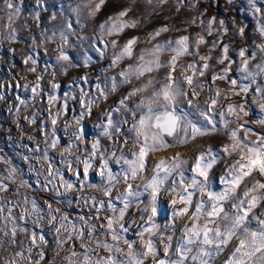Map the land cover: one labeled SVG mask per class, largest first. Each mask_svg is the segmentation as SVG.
Returning a JSON list of instances; mask_svg holds the SVG:
<instances>
[{
    "label": "snow or ice",
    "instance_id": "1",
    "mask_svg": "<svg viewBox=\"0 0 264 264\" xmlns=\"http://www.w3.org/2000/svg\"><path fill=\"white\" fill-rule=\"evenodd\" d=\"M105 3L106 0H98V2L97 0H80L73 11L79 16L82 10L81 5H83L88 7V14L95 17ZM149 3H152V0H149ZM157 3L163 5L167 3V0H157ZM250 3L255 13L264 16V8L256 7L255 0H250ZM182 4L190 8L196 7L195 0H177V11ZM0 11L7 13L8 22L4 25L7 28L6 38L15 41L17 31L13 24L21 13L19 0H2ZM130 12L131 8L128 7L108 16L98 25L101 35L113 36L123 33L125 29L139 27L140 21L127 19ZM56 18V13L51 14V20ZM79 23L80 20L77 19L75 24ZM214 23H216L214 17L208 21L209 35L212 34ZM219 24L223 26L224 21L220 20ZM168 31L169 28L166 25L150 30L148 33L150 42ZM257 32L264 41V19L259 21ZM75 34L74 22L66 19L63 27L58 31L59 40L62 43L58 45V55L55 57L57 63L64 62L62 67L65 71L71 65L66 48L71 46L70 36ZM238 34L244 36L245 28H239ZM56 36L57 32L54 31L47 39L53 40ZM78 39L83 41L85 37L81 36ZM100 43L104 47H95L94 50L101 58L105 57L107 48L114 50L110 64L106 68H101L102 75L115 68L125 58L133 59L136 63L121 70L117 75L103 76V79L97 77L96 91L92 95L81 88L79 104L82 110L74 117L75 124L69 133V146L64 147L60 152L61 162L77 177L79 184L74 185L64 179L60 170L50 161L47 151L41 158L42 167L45 163L47 165L44 182L41 184L39 179L36 181L41 190H49V185H52V190L57 195H64L60 192L61 187L66 191H79L81 195L77 196V203H82L84 207L90 209L89 214L79 215L73 220L68 213L62 212L61 208H53L51 203L46 205L48 224L52 225V230L56 234L55 255L59 257L62 251L67 253L62 257L63 264H147V262L150 264H218L220 257H223L222 264H264V131L254 129L249 125L248 120L244 119L250 115V109L247 106L251 103H257L261 113H264V84L257 81L258 77L264 78V42L254 44L251 51L248 48L239 50L240 66L237 70L244 80L249 81L247 84L238 83L236 79L227 75L231 70L230 46L221 42L222 55L218 63L225 66L219 72L213 73L211 80L207 83L211 85L216 80H228L231 91L235 95L244 94V102L224 104L220 99L222 90L216 88L215 95L210 97L206 107L194 104L193 101V97H198L205 87V84L197 83L195 77L206 75L210 69L208 61L211 60V56L199 54V46L210 43L211 48L215 49L217 47L215 41H206L203 35H199L198 38L190 34L182 35L164 43H154L150 49L141 50L139 54L135 51L139 43L138 37H131L123 44L116 39L100 40ZM165 54L169 55L167 60L161 58ZM185 55L198 56L199 61L204 63L198 65L194 60L191 64H179L180 58ZM91 61L92 57L85 55L82 66L88 67ZM226 61L229 63L225 64ZM252 61L257 62L252 64ZM24 62L26 64L31 62L33 67L30 71H37L35 67L37 60L32 55L26 57ZM181 67L185 69L183 77L178 71ZM162 68L168 70L162 81L147 79L142 86L122 93L115 105L102 110L105 119L98 126L102 128L103 135L114 143L117 138L125 136L121 122L113 118L114 113L132 112L133 123L130 126L132 135L129 138L139 150L131 152V158L125 153L123 147L111 152L107 149L101 151V142L97 139L92 141L90 150L86 148L83 155L76 154L80 151L79 145L84 143L86 138L81 121L92 114L93 108L107 100L120 85L131 84L133 79L139 80L146 73ZM47 70L48 68L45 67L44 71ZM51 74L53 77L56 75L55 71ZM79 79L84 83H91L87 75ZM36 80L35 85L31 87L33 94L40 93V81L43 80V74L37 75ZM253 84L256 85L254 89L251 88ZM59 87L57 83L51 84L53 92ZM149 88H154V91L148 97L140 99L134 108H130L129 102L132 98ZM237 88L238 91H236ZM250 90L253 93L251 96L248 95ZM209 91L213 89L209 87ZM180 97H188V105L196 107L205 121L204 125H198L189 120L186 114L180 113L178 109ZM58 99L56 95L49 93L47 102L50 106H55ZM20 103L23 104L24 101L21 100ZM145 108L146 111H144ZM48 111L52 130L48 132L41 126L40 131L47 147L56 149L61 141L56 135L55 126L59 117L66 115L69 111L67 100L55 114L50 111V108ZM138 111L143 114L137 118ZM29 122L35 124V117ZM122 123L127 124V119ZM251 123L257 125L259 129H264V116ZM67 127L66 124V132ZM220 132L224 133L229 142L224 143L219 150L214 145H208L205 151H200L195 156L190 177L185 175L183 167L188 161L182 158L180 153H176L170 160L162 159L156 163L152 169L153 174L147 179L143 175L147 169L149 153L184 145L198 137ZM169 137L171 140L167 139ZM122 142L126 146L128 139H123ZM73 149L76 151L74 152ZM234 154L238 156V159L230 160L229 157ZM113 158L115 163L127 167H122L119 173L114 172L109 167V161ZM27 159L25 157V160ZM95 161L99 162L97 175L102 180L100 185L86 183ZM217 164L224 166L220 168V175L215 176L213 169ZM74 165H82V169ZM31 170L37 171L38 177L42 174L34 166ZM4 171L6 175L0 173V193L9 192L11 184L17 181L21 187H32L22 179L15 167L6 168ZM257 174L261 179L256 178ZM57 177L59 187L54 184ZM137 179H146V182L134 183ZM214 179L222 186L219 191L213 190ZM121 184L126 185L123 191L118 190ZM85 188L95 189L102 195L98 197L85 193ZM145 193L148 194L146 202L141 199ZM15 194H19L18 189ZM164 195L169 196L170 200H163ZM116 202L122 206L118 207ZM6 203L16 205L19 202L7 201ZM23 204L25 205L24 213L16 216L10 208L0 203V248L14 244L22 247L24 241L17 239L18 232L29 234L30 240L25 250L27 254L25 251H15L10 257H0V264H43L46 261L44 235L19 224V221H26L27 217L39 228L40 221L44 219V216L40 214L42 209L36 199L27 195L24 196ZM29 204L30 210L27 208ZM165 204L171 210V223L161 228L156 220L162 212V205ZM133 207L137 210L138 218L131 217V225H138L136 234L139 237V249L135 247V241H130L124 235L130 231L126 216ZM257 209L261 210L257 211ZM185 217H187V223L181 227L180 235L174 242L176 221ZM76 221H79V224ZM253 222L255 227H252ZM34 247L41 250L33 254ZM50 264H55V259Z\"/></svg>",
    "mask_w": 264,
    "mask_h": 264
},
{
    "label": "rangeland",
    "instance_id": "2",
    "mask_svg": "<svg viewBox=\"0 0 264 264\" xmlns=\"http://www.w3.org/2000/svg\"><path fill=\"white\" fill-rule=\"evenodd\" d=\"M19 2L21 13L19 18L16 19L13 24L17 31V38L15 41L6 38L7 28H5L4 25L8 22L7 13L6 11H0V85H3V87H0V173L6 175L7 173L4 171L6 168L15 167L19 171L22 179L31 184L32 187H21L19 181L12 183L9 192L0 193V203L6 208H10L13 214L19 216L25 211V205L23 204L24 196L27 195L36 199L39 207L42 209L40 214L44 216V219L40 221V227L37 228L32 222L24 223L23 221H19V224L22 227H27L29 230L37 231L39 234L44 235L46 241L44 250L47 258L43 264H50L53 259H55V264H63L62 257L67 253L62 251L59 257L55 255L57 251L56 234L52 230V225L48 224L46 205L51 203L53 208H61L62 212L68 213L73 220L79 215L89 214L90 209L84 207L82 203H77L76 198L81 195L79 191H66L61 187L60 192L64 193V195H57L56 192L52 190V185H49V190H41V187L37 185L36 181L39 179L41 184L44 182V174H46L47 165L45 163L42 167L41 158L44 152L47 151L50 161L54 164L55 168L60 170L64 179L74 185L79 184L77 177H75L72 172L67 169L65 164L61 162L60 152L64 147L69 146V133L73 130L75 124L74 117H76L82 110L79 104L81 88H84L90 95H92L96 91L95 84L98 82L97 77L103 79V76L117 75L121 70L127 69L129 65L136 63L133 59L125 58L115 68L102 75L101 68H106L107 65L110 64L114 50L110 47L107 48L105 57L101 58L94 50L95 47H104V45L100 43V40L111 41L112 39H116L120 44H123L131 37H138L139 43L135 50L137 54H139L141 50L150 49L154 43H164L169 39H175L182 35L190 34L197 38L199 35H203L206 41H215L217 43L215 49L211 48L210 43L199 46V54L211 56V60L208 61L210 69L206 72V75L204 77H195L196 82L205 84V87L198 97H193V101L194 104L205 107L207 104L206 102L210 101V97L215 95L214 89L222 87V90L226 92L231 90V85L228 80H216L211 85L207 83L211 80L213 73L219 72L225 66L218 63V59L222 55L221 42L230 46L229 57L231 61V70L227 75L231 78L235 77L240 65V57L238 55L239 50L241 48H248L249 51H251L254 44L264 42L257 32L259 21L264 19V16L255 13L250 0H195L196 7L190 8L182 4L179 6V11H177V0H167V3L163 5L158 4L157 0H152V3H149V0H135V3H133V0H106L105 5L99 12H97L95 17L90 16L88 14V7H84L83 5H81L82 10L79 13V16H77V13H75L73 9L77 7L80 0H19ZM0 3H2V0H0ZM255 6L264 8V0H255ZM128 7L131 8V12L127 19L140 21L139 27L125 29L123 33L113 36H102L98 25L103 23L108 16ZM53 13H56V20L50 19L51 14ZM37 14H39V18H37ZM213 17L215 18L216 23L212 25V34L209 35L207 25L208 21ZM66 19H71L76 27V34L70 36L71 46L67 47L66 51L70 57L71 65H81L79 67L69 65L67 71L62 67L64 62L57 63L55 59L58 55V45L62 43L59 40L58 31L63 27ZM77 19L80 20L78 25L75 24ZM193 20L195 23H191ZM220 20L224 21L223 26L219 24ZM201 21H203V24H201ZM164 25L169 28V31L162 33L155 41L150 42L148 36L149 31ZM241 27L245 28L244 36L238 34V30ZM54 31L57 32L56 38L53 40L47 39V37L51 36ZM81 36L85 37L83 41L78 39ZM29 55H32L37 60V64L35 65L37 69L36 72L30 71V68L33 67L31 62L27 64L24 62ZM85 55L92 57V61L88 67L82 66ZM161 58L167 60L169 55L165 54ZM194 60L198 65L204 63L203 61H199L198 56L185 55L180 58L179 64H191ZM256 62L257 61H252V64H255ZM228 63L229 61L225 62V64ZM45 67L48 68L47 71H44ZM53 71L56 73L55 77L51 74ZM167 71L166 68H162L151 73H146L145 76L139 80L133 79L131 84L120 85L118 90L112 93L107 100L96 105L93 108L92 114L85 117L88 123H91L92 121L93 123L91 124L95 126L97 133L95 132L96 135L94 137L102 138L104 136L102 128L99 126L96 127V120H94L97 116L99 119L98 124H100L101 121L105 119L102 114L103 109L115 105L120 99L122 93L131 91L135 87L142 86L147 79L162 81L167 74ZM178 71L180 72L181 77H183L185 69L181 67ZM40 74H43V80L40 81V93L33 94L31 87L35 85L37 82V75ZM84 75H87L90 78L91 83H84L79 79ZM257 81L258 83L264 84V78L258 77ZM52 83L60 85V87L54 92L51 88ZM209 87H211L213 91H209ZM185 88H187V85H185ZM152 91H154V88H149L144 93L133 97L129 102V107L134 108L135 104L140 99L148 97ZM188 91L191 90L188 89ZM49 93H52L59 98L56 101L55 106H50L47 102ZM239 96L236 95V100H238ZM73 97H75V99H73ZM187 99L188 97L179 98L178 109L180 113L182 115L186 114L187 118L194 123L204 125L205 121L200 116L199 111L196 107L189 106ZM21 100L24 101L23 104L20 103ZM65 100H67L69 111L66 115H61L59 117L57 125L55 126L56 135L61 143L56 149H50L44 143V136L40 131V127L43 126L48 132L52 130L50 123L51 117L49 116L48 110L50 108V111L55 114L57 109L65 103ZM255 105L258 104L255 103ZM218 106L219 105H217V109H219ZM146 110L147 109L145 108L144 111ZM257 111L258 119L261 116H264V113H261L259 106ZM142 114L143 112L138 111L136 117L138 118ZM34 117L36 123L32 124L29 121ZM113 118L114 120L121 122V127L124 126V129L127 130L129 127L127 133L131 137L132 133L130 132V126L133 123L132 112L124 111L114 113ZM125 119L128 121L127 124L122 123ZM218 119L219 118L217 117V120ZM244 119L248 120L250 123L249 117H244ZM66 124L68 125L67 132L65 131ZM258 131H264V129H259ZM215 136L216 134L198 137L187 144L178 145L176 147L181 148L178 152L184 153L183 149L189 147V145H197L196 148L200 152L202 151V146L200 145L201 141L205 146V150L208 145H214L216 149L219 150L224 143L229 142L226 137H223L222 143H220L219 146H216L215 144L217 143L214 144ZM63 141H66V144L62 145V143H65ZM120 147L124 148V151L129 158H131V152L139 150L138 146L133 143L132 139H130L126 146L122 145ZM79 148L80 151L76 154L83 155L85 144L81 143ZM116 148L118 147H115L113 150L111 149V151L116 150ZM73 151L75 152L76 150L73 149ZM151 153H149V155H151ZM65 155H67V153ZM117 155H119V153H117ZM181 156H185V153ZM25 157L28 159L25 160ZM187 158H189V156L184 159L191 161ZM69 159H72V157H69ZM148 159L149 156L147 157V160ZM229 159L235 160L238 159V156L234 154L229 157ZM5 161H7V163H5ZM109 162H111V160ZM192 162H188L183 166L185 174L189 173ZM96 163V161L93 163V169L90 170L89 177L86 181L87 184L100 185L102 183L101 180H91V176H95L93 175V172L95 171ZM118 165L117 170L114 171L116 173L121 172L122 167H127L122 164ZM33 166L42 173L39 177L37 171L31 170ZM74 166L82 169V165ZM223 166V164H217L214 167L213 172L215 176L220 175V168ZM109 167L111 168L110 163ZM113 168L116 169V167ZM256 178L261 179L258 174ZM58 180L59 178L57 177L56 181H54L56 187H59ZM217 186H219L218 182ZM221 187L222 186L220 185V189ZM17 189L19 191L18 195L15 194ZM84 191L85 193H90L98 197L102 195L100 192L91 188H85ZM141 199L146 202L148 194L143 195ZM163 200H170V197L164 195ZM7 201H16L19 203L11 205L6 203ZM118 204L119 203H117V206ZM27 208L30 210L31 205H27ZM260 210L261 209H257V211ZM169 211L171 210L166 204L162 205V212L156 220L160 226L161 222L165 221V215H167ZM34 218L35 217H33V219ZM181 220H183L182 224L187 223V217L179 219V221H176V228H179L178 223L181 222ZM76 222L79 224V221ZM255 226V222H253L252 227ZM9 227H11V225H9ZM137 228L135 230H130L124 235L130 241H135V247L139 249L140 243L139 237L136 234ZM175 231L177 236V230L175 229ZM4 239L8 238L4 237ZM17 239L24 241L23 246L21 247L18 244L11 246L5 245L4 248H0V257H10L15 251H25L27 249L30 244L29 234L18 232ZM109 242L111 241L109 240ZM40 250L41 249L34 247L33 254ZM25 254H27L26 251ZM222 261L223 257H220L218 264H221ZM147 264H150V262H147Z\"/></svg>",
    "mask_w": 264,
    "mask_h": 264
},
{
    "label": "crops",
    "instance_id": "3",
    "mask_svg": "<svg viewBox=\"0 0 264 264\" xmlns=\"http://www.w3.org/2000/svg\"><path fill=\"white\" fill-rule=\"evenodd\" d=\"M237 74H238V76H235V79H238L239 83H245L246 84L247 83L246 82L247 80H244L242 78L241 73L238 71ZM255 87H256V85H255ZM47 90H45V91H47ZM257 109H258V105H256V111H257ZM257 113H258V111H257ZM94 120H96V123L95 124H97L96 127H98V125H99L98 124L99 123V119L97 118V116H96V118ZM91 123H93V122L91 121ZM91 123H88L87 119H85V118L81 122V126L83 127V129H84V131L86 133V138H85V142H84V144H85V148L84 149L87 148V149L90 150L92 141L97 140V139L100 140V142H101V151L107 149L108 152L111 151V149L113 150L115 147H118L119 148L120 146H122L123 145V142H122L123 139H126L127 138L128 139V142L130 141V138H129L130 135L127 133V131H129V127H128L127 130L124 129V126L121 127L122 130H123V132L125 133V136L124 137L117 138L115 140V143H114L113 140L108 139L105 136H103L102 138H100V137L99 138L94 137L97 132L95 130V126L93 124H91ZM223 137H225V135L223 136V132H220L219 134H216L214 144L217 143L215 145L216 146H219L220 143H222V141H223ZM63 142H65V143H62V145L63 144H66V141H63ZM200 145L202 146V151H205V146L203 145V142L202 141L200 142ZM196 147H197V145H194V146L189 145V147H186L185 149H183V151L185 153V156H182V158L183 157L186 158V157L189 156V158H187V159L191 160V161H188L189 163H191L192 160H193L192 165H190V169L192 168V166L194 164V159H195L194 157H195V155H197L199 153V150H197ZM180 149L181 148L175 146V147H170V148H167V149H164V150L155 151V152L151 153V155H149L150 161H149V159L147 160V169L144 172L145 178L147 179L148 177H150L151 174H153V172H152V170L150 168V164H149V163H151V160L152 159H155L156 158V161H155V163L153 165H155L156 163H158L162 159L163 160H166V161L167 160H170V158L174 157L176 155V153H180L181 155L184 154L183 152H178ZM189 152L191 154V158H190ZM96 162L97 163L95 164V171L93 172V175H95V176L94 177L91 176V180H95V181L97 180L98 181V180H101L100 179L101 177L99 175H97V168H98V163L99 162L98 161H96ZM109 163L111 165L112 170L113 171H116L119 165L117 163H115V158L111 159V162H109ZM113 167H116V169L113 168ZM190 169H189V173L188 174H185L186 176H189L190 177L192 175ZM146 179L145 180H139V179H137L134 183L143 184V183L146 182ZM101 182H102V180H101ZM91 183H92V181H91ZM122 186H125L126 187V185H124V184L119 185L118 186V190L119 191L123 190L121 188H125V187H122ZM212 187H213V190H215V191H217L218 189H220V185L217 186L216 180L213 181ZM145 194H147V193H145ZM117 203H119V202H117ZM120 206H122V205H120V203H119L118 204V207H120ZM131 217H137V210L135 209V207H133V209L130 210V213L128 214V216H126V220L128 221V224L130 225V230H135L138 227V225H131ZM165 218H166L165 221L161 222V228H163L164 225L171 223V211H169V213L167 215H165ZM177 221H179V219ZM182 223H183V220H181V222L178 223L179 224V228H176V230H177V236L174 237V242H175V239L178 238L179 235H180V229L184 225ZM176 225H177V223H176ZM169 234H170V232H169ZM153 239H156V237H153ZM159 247H161V249H162V245H160Z\"/></svg>",
    "mask_w": 264,
    "mask_h": 264
},
{
    "label": "flooded vegetation",
    "instance_id": "4",
    "mask_svg": "<svg viewBox=\"0 0 264 264\" xmlns=\"http://www.w3.org/2000/svg\"><path fill=\"white\" fill-rule=\"evenodd\" d=\"M235 76H238V74H235ZM232 78L235 79V77H232ZM236 80H237V79H236ZM237 81H238V80H237ZM238 83H239V81H238ZM247 83H249V81H248ZM247 83H246V84H247ZM218 88L222 90V87H221V88L218 87ZM251 88L254 89V88H255V84L251 85ZM238 90H239V89L237 88L236 91H238ZM252 94H253V93H252V91L250 90V92H249L248 95L251 96ZM243 96H244V94H241V95L239 96L238 100H236V95H235L231 90H228V92L222 90V95H221L220 99H221L222 103H224V104H228V103L239 104V103L244 102V100H243ZM225 97H228V98L225 99ZM204 102H205V99H204ZM206 103L208 104L209 102H206ZM207 104L205 105V107L207 106ZM218 107H219V106H218ZM247 107L250 109V115L248 116L249 119H250V123H249V125H250L251 127H253L254 129L259 130V128L257 127V125L251 123L253 120L258 119V118H257V117H258V113H257V111L255 110V109H256V105H255L254 103H251V104H249ZM233 119H234V117H233ZM253 138H254V137H253Z\"/></svg>",
    "mask_w": 264,
    "mask_h": 264
},
{
    "label": "bare ground",
    "instance_id": "5",
    "mask_svg": "<svg viewBox=\"0 0 264 264\" xmlns=\"http://www.w3.org/2000/svg\"><path fill=\"white\" fill-rule=\"evenodd\" d=\"M155 161H156V158L155 159H152L151 160V163H149L150 164V168H151V170L153 169V167H154V163H155ZM123 190H124V188H123Z\"/></svg>",
    "mask_w": 264,
    "mask_h": 264
},
{
    "label": "water",
    "instance_id": "6",
    "mask_svg": "<svg viewBox=\"0 0 264 264\" xmlns=\"http://www.w3.org/2000/svg\"><path fill=\"white\" fill-rule=\"evenodd\" d=\"M74 122H75V120H74ZM82 122V121H81ZM168 140H171V138L169 137V138H167ZM24 223H30V222H32V220L31 219H27L26 218V221H23Z\"/></svg>",
    "mask_w": 264,
    "mask_h": 264
}]
</instances>
